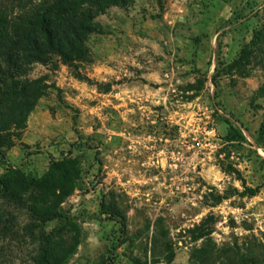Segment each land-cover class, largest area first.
<instances>
[{
    "label": "rangeland",
    "instance_id": "rangeland-1",
    "mask_svg": "<svg viewBox=\"0 0 264 264\" xmlns=\"http://www.w3.org/2000/svg\"><path fill=\"white\" fill-rule=\"evenodd\" d=\"M43 2L0 0L3 27ZM96 22L87 62L31 68L49 89L0 178L67 162L74 191L44 228L77 238L64 264H264V0H135ZM30 223L0 264H29Z\"/></svg>",
    "mask_w": 264,
    "mask_h": 264
},
{
    "label": "trees",
    "instance_id": "trees-1",
    "mask_svg": "<svg viewBox=\"0 0 264 264\" xmlns=\"http://www.w3.org/2000/svg\"><path fill=\"white\" fill-rule=\"evenodd\" d=\"M134 1L44 0L31 16L15 24L3 27L0 20V154L13 146L7 133L26 123L49 89L43 79L29 78L31 68L53 64L54 58L67 65L87 62L89 37L103 32L96 18L110 8H127ZM258 42L264 51V27L258 33ZM258 139L264 146V119ZM68 169L67 162H60L53 163L51 174L42 180H28L13 170L0 178V241L15 238L17 217L26 213L30 231L39 232L38 248L29 264H64L79 244L76 237H65L63 229L44 232L47 224L63 220L59 208L74 191ZM118 248L114 245L112 252ZM208 256L205 254L203 264H207ZM114 261L112 258L110 262Z\"/></svg>",
    "mask_w": 264,
    "mask_h": 264
}]
</instances>
